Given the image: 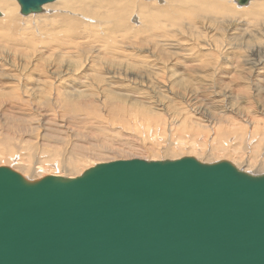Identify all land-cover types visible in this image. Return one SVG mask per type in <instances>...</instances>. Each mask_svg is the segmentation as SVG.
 <instances>
[{"label": "rangeland", "instance_id": "1", "mask_svg": "<svg viewBox=\"0 0 264 264\" xmlns=\"http://www.w3.org/2000/svg\"><path fill=\"white\" fill-rule=\"evenodd\" d=\"M233 2L53 1L32 16L55 17L57 29L50 23L35 33L28 28L37 17H25L14 3L0 0V8L19 19L16 30L0 22V93L6 94L0 96V140H9L0 141V165L34 179L76 176L115 159L193 155L204 162L227 159L247 172L263 173L264 0L242 7ZM65 3L75 7L72 12ZM64 101L83 103L82 111H70ZM112 101L125 105V117L111 116ZM42 118L49 119L47 125ZM61 124L69 131L62 132L59 148L44 146L52 153L39 148L38 134L62 131ZM96 124L108 133L110 147H139L143 153L104 147L102 133L91 138L86 133ZM71 138L85 144V151L74 155L76 167L63 159L70 157L64 149ZM27 150L33 162L42 164L24 173L21 158Z\"/></svg>", "mask_w": 264, "mask_h": 264}, {"label": "water", "instance_id": "2", "mask_svg": "<svg viewBox=\"0 0 264 264\" xmlns=\"http://www.w3.org/2000/svg\"><path fill=\"white\" fill-rule=\"evenodd\" d=\"M0 264H264V172L193 155L34 179L0 165Z\"/></svg>", "mask_w": 264, "mask_h": 264}, {"label": "bare ground", "instance_id": "3", "mask_svg": "<svg viewBox=\"0 0 264 264\" xmlns=\"http://www.w3.org/2000/svg\"><path fill=\"white\" fill-rule=\"evenodd\" d=\"M2 1H8V2H12V3H14L15 4V8L18 10V8H20V6H19V4H18V2L16 1V0H2ZM59 1H61V0H54V3H57L58 4V2ZM62 1H64V0H62ZM77 1V0H76ZM252 1H254V0H246V2H244L243 4H239V2H238V0H235V2H236V4H237V6L238 7H242L243 5H246L247 6V4L249 5L250 3H252ZM71 2H74V1H71ZM235 2H233V3H235ZM52 3H53V1H52ZM187 3V2H186ZM18 4V5H17ZM66 4V3H65ZM84 4V3H83ZM48 5H50V2L47 4H44V7H45V9H46V7L48 6ZM53 5V4H52ZM56 5V4H55ZM65 7H66V11H69V12H72V10L75 8H73V6L71 5V3H69V4H66L65 5ZM77 7V6H76ZM245 7V6H244ZM42 8H43V6H42ZM107 9V8H106ZM127 9V8H126ZM77 10V9H76ZM81 10V9H80ZM0 11L2 12H0V22H4L5 23V25L6 26H8V27H11V28H14L15 29V27H16V25L17 24H19V19L17 18V16H16V12H14V11H11V10H3L2 8H0ZM19 11V10H18ZM43 11V10H42ZM231 11V10H230ZM41 12V11H40ZM233 12V11H232ZM38 13V12H37ZM60 13H62V11L60 12ZM260 13V12H259ZM21 14V13H20ZM33 14H36V13H31V14H27V15H25V17H29V18H34V17H37L36 19H39V20H37L36 21V23H35V25L33 26V28H28L30 31H33V32H35L36 33V30L38 31V30H42L43 31V29H45L50 23V25H51V27H52V25H53V29L54 30H56L57 29V26H55L56 25V18L54 17V18H50L48 15H46L45 13L44 14H41V15H37V16H32ZM56 14V13H55ZM91 14V13H90ZM94 14V13H93ZM52 15H54V14H52ZM62 15V14H61ZM60 15V18L62 17ZM83 15V14H82ZM85 15V14H84ZM83 15V16H84ZM43 16H46L47 18H42ZM51 16V15H50ZM61 20V19H60ZM109 20V19H108ZM151 20V19H150ZM164 20V19H163ZM49 21V22H48ZM84 21V20H83ZM86 21V20H85ZM106 21V20H105ZM152 21V20H151ZM58 22H60V21H58ZM87 22V21H86ZM176 22V21H175ZM167 23V22H166ZM23 24V23H22ZM28 24V23H27ZM30 24V23H29ZM58 24H60V23H58ZM86 24V23H85ZM165 24V23H164ZM60 26V25H59ZM24 27H26V26H24ZM64 27V26H63ZM85 27V26H84ZM160 27V26H159ZM163 28V27H162ZM161 28V29H162ZM22 29H24L23 27H22ZM21 29V30H22ZM51 29V28H50ZM65 29V28H64ZM123 29V28H122ZM16 30V29H15ZM60 30H61V28H60ZM14 31V30H13ZM165 31V30H164ZM21 32H23V31H21ZM26 32H28V31H26ZM164 33V32H163ZM24 34V33H23ZM140 38V37H139ZM141 43V42H140ZM68 45V44H67ZM75 47V46H74ZM54 49V48H53ZM37 51V50H36ZM108 54V53H107ZM99 55V54H98ZM137 55V54H136ZM127 69V68H126ZM91 73V72H90ZM115 76V75H114ZM2 90V89H1ZM83 92V91H82ZM72 94V93H71ZM6 94L5 93H0V96H5ZM7 95H9V94H7ZM54 95V94H53ZM61 95V94H60ZM44 99V98H43ZM69 99V98H68ZM85 99V98H84ZM96 99V98H95ZM112 99V98H111ZM66 100V99H65ZM2 102V101H1ZM80 103L81 102H77V103H75L74 104V102H68V103H65V101H64V106L65 107H67L68 109H70V111L72 110V111H78V113H80L81 111H82V109H81V106H80ZM83 103H81V105H82ZM86 104V103H85ZM46 106V105H45ZM107 106V105H106ZM86 107V106H85ZM88 107V106H87ZM110 109H109V111H110V113H111V116H114V117H116L117 118V116L119 117H125V114L127 115V113H125V112H123V110L122 109H125V105H123V104H121L120 102H114V101H112L110 104H109V106H108ZM91 108V107H90ZM63 109V108H62ZM67 109V110H68ZM79 110H81V111H79ZM141 110V109H140ZM85 111V110H84ZM184 111V110H183ZM141 112V111H140ZM68 113V112H67ZM82 114V113H81ZM87 114V113H86ZM142 114V113H141ZM143 114H145L146 116H147V114L146 113H143ZM71 115H73V114H71ZM70 115V116H71ZM83 115V114H82ZM99 115V114H98ZM145 115H143L144 117H145ZM156 115V114H155ZM249 115V114H248ZM87 116L88 115H85V117L87 118ZM97 116V115H96ZM14 117V116H13ZM73 117V116H72ZM79 117V116H78ZM83 117V116H82ZM89 117V116H88ZM94 117V116H93ZM127 117H129V115L127 116ZM4 118V117H3ZM74 118H77V116L76 117H74ZM80 118V117H79ZM143 118V117H142ZM146 118V117H145ZM148 119H145L144 121H148L149 120V118H151V117H147ZM158 118V117H157ZM160 118V117H159ZM9 119V118H8ZM69 119V118H68ZM101 119H103V118H101ZM111 119V118H110ZM124 119V118H123ZM49 120V119H48ZM48 120L47 119H45V118H42L41 119V124L42 123H44L45 125H47V123H48ZM53 120V119H52ZM51 120V121H52ZM75 120V119H74ZM78 120V119H77ZM85 121H86V119H84ZM97 120V119H96ZM120 120H122V119H120ZM119 120V121H120ZM162 120V119H161ZM234 120V119H233ZM256 120V119H255ZM5 121V120H4ZM38 121V120H37ZM59 121V120H58ZM102 121V120H101ZM258 121V120H257ZM64 122V121H63ZM63 122H62V124H63ZM77 122V121H76ZM80 122V120L78 121V123ZM49 123H50V121H49ZM59 123V122H58ZM61 123V122H60ZM67 123H68V121H67ZM69 123H71V122H69ZM124 123V122H123ZM61 124V125H62ZM85 124V123H84ZM84 124H83V126H84ZM87 125H88V123H86ZM195 124V123H194ZM222 124V123H221ZM220 124V125H221ZM43 125V124H42ZM73 125V124H72ZM79 125V124H78ZM101 125V124H100ZM153 125V124H152ZM159 125V124H158ZM63 126V125H62ZM68 126L69 125H67L66 124V126H65V124H64V126H63V128H62V131H60L61 132V135H60V132L59 131H49V132H47V131H45V132H40L39 134H38V137H37V139H36V141L38 142V146H39V148L40 147H42V149H45L47 152H50V153H52L53 151H49V149H47L48 147H52V149H54V150H57L59 147L58 146H56L57 145V143H59V142H61V140H62V136H63V133L62 132H66L67 133V131H69V129H68ZM81 126V125H80ZM2 127V126H1ZM76 128V127H75ZM194 128V127H193ZM73 129V128H72ZM79 128H77V131L79 132V130H78ZM43 130H47V127H44L43 128ZM50 130V129H49ZM84 130V129H83ZM0 132H1V130H0ZM70 132H71V130H70ZM85 132V131H84ZM102 133L101 135H103V136H101L100 135V137L102 138V140H103V144H104V147L105 146H107V148H110L112 151L113 150H115V149H117V150H119V151H125V152H129V155L131 154L130 153V151H137V152H135V153H139V152H141V150L140 149H138V148H130V147H128V148H113V147H110L111 146V143L112 142H110V140L108 139V133L106 132L105 133V130H103V129H101V127H99V126H97V124L96 125H89V127L87 126V132L86 133H88L87 135L88 136H90V138L91 137H96V134L98 135V133ZM85 133V134H86ZM99 133V134H100ZM71 134V133H70ZM77 134H80V133H77ZM73 135V134H72ZM75 135V134H74ZM242 135V134H241ZM86 136V135H85ZM48 140V142L50 141V140H55V143H48L47 144V141L46 140ZM3 140V139H2ZM5 140V139H4ZM3 140V144L4 143H7V141L9 142V140H7V141H4ZM94 140V139H93ZM45 141V142H44ZM97 141V140H96ZM53 142V141H52ZM66 144L67 145H65L66 146V148L64 149L65 150V153H67L68 154V152H69V155H70V157L69 156H66V154H64L65 155V157H63V159L65 160V163L67 162V161H69V164L71 165V166H73V167H76V165L78 164V163H76L75 162V160H74V158H75V154L77 153V154H79V153H82V152H84L85 151V144H84V142H83V140H82V138L80 139V138H71V139H68L67 140V142H66ZM84 144V145H83ZM48 145V147L46 148H44V146H47ZM120 145V144H119ZM254 145H255V143H254ZM60 146V145H59ZM65 146H63V147H65ZM193 146V145H192ZM8 147H9V145H8ZM103 147V148H104ZM125 147V146H124ZM133 147V146H132ZM191 147V146H190ZM230 147V146H229ZM228 147V148H229ZM61 148V147H60ZM200 148V147H199ZM98 149V148H97ZM96 149V150H97ZM143 149V148H142ZM7 149H3L2 151L4 152V151H6ZM44 150V151H45ZM51 150V149H50ZM96 150L94 149V153L96 154L97 152H96ZM99 150V149H98ZM97 150V151H98ZM222 150V149H221ZM38 151H40V152H42L40 149L38 150ZM100 151L101 150H99L98 151V153L97 154H100ZM145 151V150H144ZM185 151V150H184ZM195 151V150H194ZM223 151H224V149H223ZM226 151V150H225ZM3 152H1V153H3ZM40 152H38V153H40ZM233 152V151H232ZM37 153V154H38ZM44 153V152H43ZM54 153H58V151H56V152H54ZM52 154V156L53 155H55V154ZM141 153H143V152H141ZM26 156H25V158H21V160L23 161V167H22V171H25L24 173H26V171H29V170H32V169H35V168H37L36 167V165H41V164H37L40 160H36V162H33L31 159L33 158V156L30 158V156L31 155H28V150H27V152H26ZM30 154V153H29ZM144 154H146V153H144ZM50 156L48 153H46V154H43V156ZM57 155V154H56ZM136 156H137V154H135ZM142 155V154H141ZM140 154L138 155V156H141ZM159 155V154H158ZM207 155V154H206ZM20 156V155H19ZM42 156V157H43ZM128 156V155H127ZM222 156V155H221ZM39 157V156H38ZM51 157V156H50ZM46 158V157H45ZM10 159L12 160V161H14L15 159H16V156H11L10 157ZM34 159V158H33ZM205 159V158H204ZM20 160V158H18L17 159V162L19 161H21ZM63 160V161H64ZM215 160V159H214ZM42 161V160H41ZM256 161V160H255ZM18 162V163H19ZM250 162V161H249ZM57 164H58V166H59V162H57ZM68 165V164H67ZM45 166V165H44ZM44 168V167H43ZM50 169V168H49ZM54 169V168H53ZM58 169V168H57ZM67 169V168H66ZM50 170H52V169H50ZM76 173V172H75Z\"/></svg>", "mask_w": 264, "mask_h": 264}]
</instances>
